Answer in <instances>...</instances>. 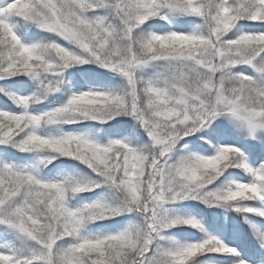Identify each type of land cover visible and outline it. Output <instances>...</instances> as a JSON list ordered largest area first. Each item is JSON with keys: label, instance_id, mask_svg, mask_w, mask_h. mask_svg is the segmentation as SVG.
<instances>
[{"label": "snow or ice", "instance_id": "1", "mask_svg": "<svg viewBox=\"0 0 264 264\" xmlns=\"http://www.w3.org/2000/svg\"><path fill=\"white\" fill-rule=\"evenodd\" d=\"M0 264H264V0H0Z\"/></svg>", "mask_w": 264, "mask_h": 264}]
</instances>
